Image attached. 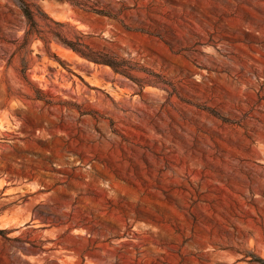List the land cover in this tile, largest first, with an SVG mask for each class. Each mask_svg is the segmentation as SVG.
Returning a JSON list of instances; mask_svg holds the SVG:
<instances>
[{
    "label": "rangeland",
    "instance_id": "obj_1",
    "mask_svg": "<svg viewBox=\"0 0 264 264\" xmlns=\"http://www.w3.org/2000/svg\"><path fill=\"white\" fill-rule=\"evenodd\" d=\"M27 1L157 84L52 34L32 40L25 79L26 20L0 0V264H261L264 0H139L126 22L149 34Z\"/></svg>",
    "mask_w": 264,
    "mask_h": 264
},
{
    "label": "trees",
    "instance_id": "obj_2",
    "mask_svg": "<svg viewBox=\"0 0 264 264\" xmlns=\"http://www.w3.org/2000/svg\"><path fill=\"white\" fill-rule=\"evenodd\" d=\"M69 3L76 9L82 10L86 13L98 15L103 18H107L119 26H121L127 32L145 33L149 34V31L144 27H135L127 24L126 19L133 17V12L140 11L144 7L140 5L139 0H61ZM17 7L20 9L26 20L25 33L22 37V42L16 49L12 58L16 54L23 56V62L25 63L22 69L24 78L27 77V71L29 65L26 61L28 54V47L32 40L37 36L44 42L47 40L48 34H52L57 37L59 42L66 48L72 50L79 55L83 60L88 63H92L98 66H104L110 68L115 74L126 77L139 84H157L149 78H140L133 74L136 70L138 62L129 55L124 57L119 49L114 47V41L104 39L110 45L98 43L94 45L89 42L90 39L99 38V36L93 34H85L84 32L77 30L75 27L66 24L53 21L48 17L36 3H29L27 0H14ZM38 17H44L48 21L55 23L59 27H70L72 31L70 33H64L54 29L45 30L42 28L38 21ZM11 63L8 64V66ZM151 74L156 75L151 72ZM158 76V75H156ZM40 93V91H38ZM40 98V97H38ZM5 234V231H0ZM264 264V261H260Z\"/></svg>",
    "mask_w": 264,
    "mask_h": 264
},
{
    "label": "water",
    "instance_id": "obj_3",
    "mask_svg": "<svg viewBox=\"0 0 264 264\" xmlns=\"http://www.w3.org/2000/svg\"><path fill=\"white\" fill-rule=\"evenodd\" d=\"M66 49H68V48H66ZM79 56V55H78ZM80 57V56H79ZM81 58V57H80ZM82 59V58H81ZM92 64V63H91ZM95 65V64H94ZM95 66H98V65H95ZM99 67V69L101 68V67H104V66H98Z\"/></svg>",
    "mask_w": 264,
    "mask_h": 264
}]
</instances>
